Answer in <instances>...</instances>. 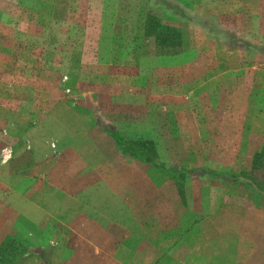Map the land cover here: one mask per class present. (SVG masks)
<instances>
[{
	"label": "rangeland",
	"instance_id": "rangeland-1",
	"mask_svg": "<svg viewBox=\"0 0 264 264\" xmlns=\"http://www.w3.org/2000/svg\"><path fill=\"white\" fill-rule=\"evenodd\" d=\"M186 2L0 0V245L18 243L0 264H235L242 230L264 246L260 216L209 218L226 192L264 206V0ZM141 12L182 33L154 68L132 65L151 37L116 48Z\"/></svg>",
	"mask_w": 264,
	"mask_h": 264
},
{
	"label": "crops",
	"instance_id": "crops-1",
	"mask_svg": "<svg viewBox=\"0 0 264 264\" xmlns=\"http://www.w3.org/2000/svg\"><path fill=\"white\" fill-rule=\"evenodd\" d=\"M186 7L190 5V7L193 4V0H187ZM180 32V30H179ZM182 35V33L180 32ZM181 44H182V38H181ZM181 47V46H180ZM156 53L153 52L152 56H149L148 54L142 53L141 56H147L148 58H142L140 54L137 56L136 59L132 60V65L136 67H157V64H154V58L157 57L155 55ZM145 61H150L153 63H146ZM264 163V162H263ZM227 166H232V169L234 171L238 170L237 164H224ZM237 166V167H236ZM264 171V167H263ZM229 177V176H227ZM227 177L222 176L223 179H227ZM262 178L264 179V172L262 175ZM226 192V191H224ZM231 197H228V192L224 193V199L222 202L219 203L218 207L216 208V213L209 216V218L214 217H222L224 222H228L231 220L240 221L241 219H244V221L249 222L250 218H254L260 216V223L261 226L254 225L252 226V229H258L260 231V240L263 238L262 242H264V237H261V233L264 234V206L262 208H255V207H248L247 209H242V207L239 206L238 203H235L234 200L230 201ZM232 210V213H228V211ZM227 212V213H226ZM256 233V232H255ZM240 236H239V235ZM237 234V232H231L229 236H227L224 240V259L223 263H235V264H250L252 262V259L256 260L258 263L261 264L262 260H264V252L263 248L264 246L256 243L252 240H249L246 238V232L240 231ZM257 241V240H256ZM173 250H170V254Z\"/></svg>",
	"mask_w": 264,
	"mask_h": 264
},
{
	"label": "trees",
	"instance_id": "trees-1",
	"mask_svg": "<svg viewBox=\"0 0 264 264\" xmlns=\"http://www.w3.org/2000/svg\"><path fill=\"white\" fill-rule=\"evenodd\" d=\"M141 21L137 26L127 28L122 38L121 45H116V48H121L122 52L131 56H136L138 48L141 47L142 36L151 37L154 44V49L157 52V57L173 55L181 46V34L180 32L170 26L160 22L159 18L149 12H141ZM134 31V32H132ZM136 31V32H135ZM114 38V36H112ZM143 53V52H142ZM142 58H148L147 56H141ZM146 143L131 144L129 149L140 154V150L136 146H145ZM128 149V147H127ZM4 254L9 257H14L18 252V243L10 237L5 236L3 242L0 245ZM0 260H2L0 258Z\"/></svg>",
	"mask_w": 264,
	"mask_h": 264
}]
</instances>
